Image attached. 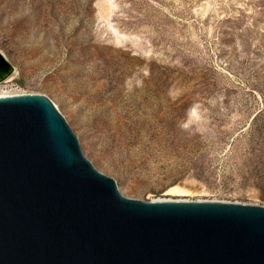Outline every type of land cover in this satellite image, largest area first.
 I'll list each match as a JSON object with an SVG mask.
<instances>
[{
	"label": "rangeland",
	"instance_id": "obj_1",
	"mask_svg": "<svg viewBox=\"0 0 264 264\" xmlns=\"http://www.w3.org/2000/svg\"><path fill=\"white\" fill-rule=\"evenodd\" d=\"M0 51L122 195L264 206V0H0Z\"/></svg>",
	"mask_w": 264,
	"mask_h": 264
},
{
	"label": "water",
	"instance_id": "obj_2",
	"mask_svg": "<svg viewBox=\"0 0 264 264\" xmlns=\"http://www.w3.org/2000/svg\"><path fill=\"white\" fill-rule=\"evenodd\" d=\"M12 72L0 51V82ZM0 264H264V206L124 196L47 96L9 95L0 97Z\"/></svg>",
	"mask_w": 264,
	"mask_h": 264
},
{
	"label": "bare ground",
	"instance_id": "obj_3",
	"mask_svg": "<svg viewBox=\"0 0 264 264\" xmlns=\"http://www.w3.org/2000/svg\"><path fill=\"white\" fill-rule=\"evenodd\" d=\"M14 70V69H13ZM15 70L13 71V74L9 75L6 79H4V82H9L10 80H12L13 75H14ZM14 94H25V93H11V92H6V91H2L0 89V97H5V96H9V95H14ZM169 192H175V193H185V192H192L189 188H186L185 186L181 185V184H177L173 187H171L169 189ZM175 200V199H174ZM179 200V199H178ZM184 200H187L186 198ZM155 201H170L169 198H158ZM216 201V200H215Z\"/></svg>",
	"mask_w": 264,
	"mask_h": 264
}]
</instances>
